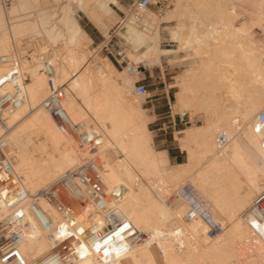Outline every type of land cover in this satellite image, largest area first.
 Instances as JSON below:
<instances>
[{
  "label": "bare ground",
  "instance_id": "obj_1",
  "mask_svg": "<svg viewBox=\"0 0 264 264\" xmlns=\"http://www.w3.org/2000/svg\"><path fill=\"white\" fill-rule=\"evenodd\" d=\"M1 1L0 76L5 70L3 57L17 59L26 76L21 105L0 126V136L6 133V151L15 158L19 185L26 192L21 196L25 228L18 242L24 258L30 261L46 253L56 238L67 233L66 228L55 229L64 212L41 191L85 157L97 156L111 212H97L90 203L80 210L79 203L67 197L65 202L76 211L72 217L86 218L92 228L125 219L146 238L125 251L100 257L83 244L84 255L73 264H242L246 258L249 264H264V133L254 129L264 108V61L249 46L248 23L235 27L230 22L246 0H178L165 16L157 18L146 8L137 21L132 17L121 21L123 31H116L135 46H144L141 61H158L161 54L170 58L184 47L194 54L176 96L184 110L203 113V123L183 129L180 137L182 148L189 157L196 156V163H177L168 169L166 152L153 148L149 117L134 100L141 94L135 89L132 93L129 75L122 74L118 83L107 59L95 57L90 64L89 49L80 36L79 11L105 27L104 17L113 15L111 4L119 5L118 0H12L9 8ZM247 1L256 3L258 14L253 18H264V0ZM170 17L178 20L170 32L177 41L175 49L158 45L160 23ZM251 17L250 24L258 21ZM32 35L49 43L62 39L65 46L35 54L34 64L28 65L20 57L17 40ZM45 61L51 64L53 84L64 87L62 107L67 118L79 124L76 130L57 123L44 106L51 88L42 70ZM137 66L129 61L126 68L138 73ZM7 88L0 85V94ZM222 127L227 141L218 147ZM79 132L95 136L93 152L78 146ZM181 183H187L209 220L218 225L214 236L199 212L189 214L191 206L178 189ZM117 191L115 199L111 194ZM33 195L53 230L45 231L28 210ZM7 208L1 203L0 214ZM126 244L122 239L113 246Z\"/></svg>",
  "mask_w": 264,
  "mask_h": 264
},
{
  "label": "built area",
  "instance_id": "obj_2",
  "mask_svg": "<svg viewBox=\"0 0 264 264\" xmlns=\"http://www.w3.org/2000/svg\"><path fill=\"white\" fill-rule=\"evenodd\" d=\"M3 1L4 3L12 2V0ZM150 4V0H135L126 17H132L137 21ZM2 62L5 65V70L0 76V85L7 84L8 88L0 94V126L5 125L8 115L21 105L24 99L23 86L26 81V76L20 69L17 59L3 57ZM128 62L129 60H126V65ZM42 70L51 83L44 106L58 123L71 130H76L79 124L72 122L66 116L62 107V99L65 94L64 87L53 84L49 61L44 62ZM135 92L145 94V85L137 84ZM186 116H188L187 113L178 114L179 120ZM254 129L264 133V108L258 114V122ZM226 141L225 132H219L217 136L218 147L223 146ZM78 146L91 153L97 146V140L95 136L89 133L79 132ZM6 148L7 138L6 133H4L0 136V207L1 203H5L8 211L0 214V264H73L84 255L80 250L83 244L89 247L94 256L100 257L109 256L116 250L125 251L127 247L145 240V233L125 219H114L113 222H108L102 228H92V223L86 218L77 220L75 216L72 217L76 211L69 205V202H65L67 197L78 202L81 206L80 210H83L85 204L90 203L97 212H111L106 204L109 193L103 187L100 179L101 167L95 157L88 156L79 165L68 170L59 182L41 191V194L48 201L64 212L63 221L58 223L55 229L60 232L66 228L67 233L64 237L56 238L55 245L46 253L27 261L18 249V242L23 235L26 219L21 196L26 192L19 185V178L13 168L15 158L7 153ZM111 195L117 199L119 192H113ZM36 197L37 195L32 196L28 203V210L37 223L49 232L54 229V226L37 206ZM122 239L127 241L126 247L117 246L114 248L113 243Z\"/></svg>",
  "mask_w": 264,
  "mask_h": 264
},
{
  "label": "rangeland",
  "instance_id": "obj_3",
  "mask_svg": "<svg viewBox=\"0 0 264 264\" xmlns=\"http://www.w3.org/2000/svg\"><path fill=\"white\" fill-rule=\"evenodd\" d=\"M134 1L135 0H118L119 5L111 4L114 13L112 16L104 17V22L106 24L105 27H100L87 16L83 15L82 12H78L77 18L82 27L80 36L83 39L86 48L89 49L88 54L90 56L88 55V58L90 64L95 63V61H93L95 57L99 58L100 60L107 59L113 68L112 76L118 83H121L122 81V74L129 75L132 93H135L134 89L137 84H144L146 87L145 94H141L139 97L133 96L136 97L134 100L139 101L140 107L146 111L145 113L149 117L147 127L151 131L153 148L155 150H164L161 148H168L170 156H174L173 158H169L167 151L164 150L168 156L167 162H169V164H166L165 162L164 168L166 166V169L175 168L177 163H192L193 166V161L196 160V156L194 155L195 157L192 156V158L189 157L185 146L182 148L183 146L181 145H184L183 143L181 144L180 140L183 138L182 130L188 126L202 124L204 117L203 113L199 111L197 113H192L189 108H185L184 110V107L178 106L176 95L180 89V80L186 74L187 69L191 67V64H189L188 60L190 56L192 57L194 54L192 53L191 49L184 47L187 50L182 48L177 52L172 53L170 58L164 54H161L158 61H149L147 59L141 61L140 55L145 50L144 46L141 47L140 45V47H137L135 46L136 44L131 41V39L129 40L125 36L117 33L123 31V29H121L122 22L124 23L125 20L127 21L128 17H126V15ZM150 1L151 4L149 7H147L148 10L153 12L157 18H161L165 16L167 12L174 10L178 0ZM1 2L4 4L5 8H9L12 4L4 3L3 0ZM241 3H244V7L242 5V11L231 18L232 21L230 22L235 27H239L242 22L248 23L247 37L250 38L249 40H251V45L249 46H252V49L255 50L256 58L259 61H261V59L264 61V18L259 19L260 21L253 18L254 14H258V12H255L257 11L256 3L252 4V1L248 2L247 0L242 1ZM252 6L253 8H251ZM243 16H246V18H241ZM250 17L253 18L254 21H258L252 23V20L250 24ZM255 18H258V16ZM177 21L178 20L176 17H170L169 19H165L160 23V42L158 45L161 48H176L177 41L171 38L170 32L174 30ZM218 29L222 30L223 27H218ZM108 35L109 37H107ZM59 40L62 41V39ZM59 40L55 42L51 41L50 43L53 42L54 44L52 43L50 46L49 41L45 42L41 36L38 37L32 35L28 36V38L26 36L17 40V49L19 51L20 57L28 65H30L34 64L33 58L35 54H39L42 51H47L46 53H50L52 49L61 51L64 44H62ZM58 44L62 46L61 49L59 48L60 46ZM136 57L138 59H136ZM126 60L137 64L139 66V72L133 73V70L129 71L126 68ZM223 91L224 90H222V92ZM223 93L226 94V92ZM183 111H186L188 116L184 117L182 120H179L178 114ZM257 114L258 112L255 116H257ZM173 120L175 122L174 126ZM222 131L226 132L224 127L220 129V132ZM182 141H184V139ZM95 157V159L99 161L97 156ZM194 163H196V161H194ZM180 187L184 188L185 190L181 189ZM178 189L185 200L189 203V206L192 207V209L191 207L189 209V214L195 211L199 212L209 222V232L211 236H214L217 233L218 225L209 220L208 215L194 197L193 191L188 189L187 183H181ZM245 253L247 254V251ZM241 257H243V255H241ZM248 262L249 261L247 258L241 260L242 264H249Z\"/></svg>",
  "mask_w": 264,
  "mask_h": 264
},
{
  "label": "crops",
  "instance_id": "obj_4",
  "mask_svg": "<svg viewBox=\"0 0 264 264\" xmlns=\"http://www.w3.org/2000/svg\"><path fill=\"white\" fill-rule=\"evenodd\" d=\"M161 149H164V150H166L167 151V153H168V155H169V158L171 157V158H173L174 156H170V154H169V149L168 148H161Z\"/></svg>",
  "mask_w": 264,
  "mask_h": 264
}]
</instances>
